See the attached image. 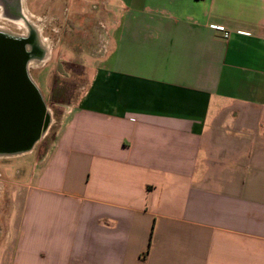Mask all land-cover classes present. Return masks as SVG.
<instances>
[{
	"label": "crops",
	"instance_id": "1",
	"mask_svg": "<svg viewBox=\"0 0 264 264\" xmlns=\"http://www.w3.org/2000/svg\"><path fill=\"white\" fill-rule=\"evenodd\" d=\"M106 10L54 138L0 154V264H264V0Z\"/></svg>",
	"mask_w": 264,
	"mask_h": 264
},
{
	"label": "rangeland",
	"instance_id": "2",
	"mask_svg": "<svg viewBox=\"0 0 264 264\" xmlns=\"http://www.w3.org/2000/svg\"><path fill=\"white\" fill-rule=\"evenodd\" d=\"M21 3L22 16L16 18L0 8V25L19 34L33 29L47 51L44 60L29 68L46 107L45 130L38 140V148L45 149L56 135L65 110L77 102L91 71L99 64L105 34L99 23L102 21L99 8L106 5L107 17L113 18L114 0H21ZM68 18L80 23L76 26L85 27V31L63 29L62 24ZM60 60L73 63L64 62L60 69L57 67ZM30 159V156L0 157V187L7 178L16 179L14 169ZM8 165L13 171L5 173Z\"/></svg>",
	"mask_w": 264,
	"mask_h": 264
},
{
	"label": "water",
	"instance_id": "3",
	"mask_svg": "<svg viewBox=\"0 0 264 264\" xmlns=\"http://www.w3.org/2000/svg\"><path fill=\"white\" fill-rule=\"evenodd\" d=\"M24 42L0 33V151L29 149L45 126L46 107L27 71Z\"/></svg>",
	"mask_w": 264,
	"mask_h": 264
},
{
	"label": "flooded vegetation",
	"instance_id": "4",
	"mask_svg": "<svg viewBox=\"0 0 264 264\" xmlns=\"http://www.w3.org/2000/svg\"><path fill=\"white\" fill-rule=\"evenodd\" d=\"M21 5H22L21 0H0L1 11L5 14L9 15V16H14L15 18L22 16ZM77 24H80V23H75L71 20V18H68V20L66 19L64 24H63V29H64V27H66L70 31H79V30L85 31V27H83L81 25L76 26ZM0 30L4 31L10 35H13V36H19L21 39H24V41L27 43H35L38 41V38H37V36H35V32L33 29L26 30L25 34H19V33L11 31L10 28H8V27L6 28V27H3L0 25ZM84 42L82 41L81 43L84 44ZM37 46L32 48L33 54L37 55V56L35 55L31 58V60H34V62L38 61V57H39L38 55L42 54V50ZM64 62L73 63V62H70L67 60H60V62H57V67L62 69L64 67Z\"/></svg>",
	"mask_w": 264,
	"mask_h": 264
},
{
	"label": "bare ground",
	"instance_id": "5",
	"mask_svg": "<svg viewBox=\"0 0 264 264\" xmlns=\"http://www.w3.org/2000/svg\"><path fill=\"white\" fill-rule=\"evenodd\" d=\"M0 33L1 34H5V35H9L8 33H6V32H4V31H2V30H0ZM17 38H20L19 36H16ZM21 39V38H20ZM23 42H24V47H25V49H26V52H27V54H28V60H27V63L29 62V61H32L31 60V58L34 56V54H33V52H32V48L33 47H36L38 44V46H39V48H40V46H41V50H42V54L40 55H38L39 57H38V61H41V60H44V58L46 57V49L45 48H43V44L39 41V39H38V41L37 42H35V43H27V42H25L24 41V39H21ZM31 54H33V56L31 55ZM37 62V61H36ZM45 130V127L43 128V130H42V132ZM3 153H6V152H1L0 151V154H3Z\"/></svg>",
	"mask_w": 264,
	"mask_h": 264
},
{
	"label": "built area",
	"instance_id": "6",
	"mask_svg": "<svg viewBox=\"0 0 264 264\" xmlns=\"http://www.w3.org/2000/svg\"><path fill=\"white\" fill-rule=\"evenodd\" d=\"M227 36H228V34L225 32V33H224V37H227Z\"/></svg>",
	"mask_w": 264,
	"mask_h": 264
}]
</instances>
